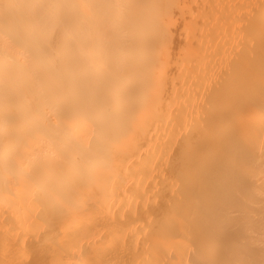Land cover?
I'll list each match as a JSON object with an SVG mask.
<instances>
[{
    "label": "bare ground",
    "instance_id": "1",
    "mask_svg": "<svg viewBox=\"0 0 264 264\" xmlns=\"http://www.w3.org/2000/svg\"><path fill=\"white\" fill-rule=\"evenodd\" d=\"M0 264H264V0H0Z\"/></svg>",
    "mask_w": 264,
    "mask_h": 264
}]
</instances>
